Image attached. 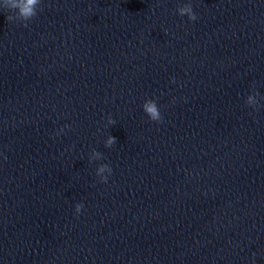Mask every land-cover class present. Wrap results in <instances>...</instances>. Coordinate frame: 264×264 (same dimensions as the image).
Returning a JSON list of instances; mask_svg holds the SVG:
<instances>
[{"label":"clouds","instance_id":"9594fccd","mask_svg":"<svg viewBox=\"0 0 264 264\" xmlns=\"http://www.w3.org/2000/svg\"><path fill=\"white\" fill-rule=\"evenodd\" d=\"M41 3V0H0V9H6L10 12H14L15 15H8L6 16L7 20L11 21L13 19L19 20L24 22L25 26H27V22L33 19L37 15L38 5ZM178 14L181 16L187 15L188 19L191 21H195L197 19L196 14L193 12V8L191 3L184 4L183 6L177 9ZM259 95L255 93V96L248 95L247 96V105H251L255 102V97ZM144 112L148 115V117L155 122H161L163 117L161 112L158 108V105L155 100L148 99L146 100L143 105ZM109 124H114L115 121L109 117L108 118ZM116 142V138L113 136H109L106 142L105 147H111ZM97 157L100 156V153H95ZM107 171L109 174L111 173L112 169L108 164H101L96 172L97 175ZM102 182H107V176L101 177ZM83 208V204L77 203L75 205V211L77 214L81 212Z\"/></svg>","mask_w":264,"mask_h":264}]
</instances>
